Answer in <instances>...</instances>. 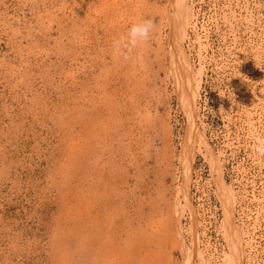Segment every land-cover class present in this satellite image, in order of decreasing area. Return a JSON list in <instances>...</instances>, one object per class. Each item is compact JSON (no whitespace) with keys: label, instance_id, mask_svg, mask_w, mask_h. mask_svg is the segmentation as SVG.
<instances>
[{"label":"rangeland","instance_id":"1","mask_svg":"<svg viewBox=\"0 0 264 264\" xmlns=\"http://www.w3.org/2000/svg\"><path fill=\"white\" fill-rule=\"evenodd\" d=\"M170 1L0 0V264L231 263L214 169L226 183L228 154L264 211V0H188L210 146L194 150L196 223L178 192L187 116L167 70ZM146 18L155 28L125 61L114 41ZM226 185L235 207L244 191ZM233 219L244 264L255 246Z\"/></svg>","mask_w":264,"mask_h":264},{"label":"bare ground","instance_id":"2","mask_svg":"<svg viewBox=\"0 0 264 264\" xmlns=\"http://www.w3.org/2000/svg\"><path fill=\"white\" fill-rule=\"evenodd\" d=\"M189 2L188 0H171L169 7L165 9V25L167 26L168 31H169L168 45L166 48L167 54L165 53V55H167V59H168L167 60L168 61L167 70L169 71L168 74H170L173 78L174 91L178 97V101L180 103L181 108L185 112L184 114H186L187 116V122H186L185 130H184V135L181 141V151L179 153V156L177 157L178 162H179V168L183 175V178H182L183 186L178 192L182 194L181 197L183 198V201L185 202L184 205H187L188 208L191 210L190 216L193 219L192 220L193 222L194 220H196L195 218L196 212L192 208L191 197H190L188 189H189V181L191 180V171H192L191 169H192V162L194 160L193 158H194V152H195L194 150L196 148V143L197 144L200 143L201 145L203 144V146H205L207 149H209L210 146H208L209 144L207 143V140L204 136V132L199 129L196 123V117H197L196 116V104H197L196 100L199 96V89H200V84H201L200 70L196 71L194 65L192 64V61L190 60L188 52L186 51V48L184 46V41L187 37L188 28L191 24V18H192L191 17L192 8L189 5ZM198 146L199 145H197V147ZM211 157H212V160H215L214 155ZM216 160L215 162L218 161ZM215 166L217 167L216 163H215ZM220 169L219 167H217L214 170H216V172L218 171L217 173H219L218 175L219 177L217 178V180L219 179L218 182L220 184L219 183L218 184L219 186L222 187L221 191L219 188L218 190L220 191L219 194L222 193L221 197H223V201H224V206L222 207L225 208V213H224L225 214L224 216L225 225L223 228L224 229L223 232L225 233V236H224L225 239H227L229 243V244L227 243L228 246L230 247V248L228 247V249H230L229 252L231 251L229 253L231 254L229 257L230 260L229 259L227 260L231 262L230 264H241L242 263L241 256L243 253L242 243H243V233L244 232L241 231V229L238 227V224H236L233 219V210H234V201H235L234 194L231 188L230 187L228 188V186L222 179L223 177L221 175ZM178 201L180 202L179 199ZM180 205H181V202H180ZM181 206H183V202ZM183 207H181V209ZM194 223L196 222L194 221ZM192 225L194 226V224ZM191 230H193V236L195 235V238H196V230L194 228ZM195 238H193L194 243H195L193 244L195 245L193 249L196 250L197 241ZM189 253L187 256L190 257L191 255ZM188 259L189 258L187 257L186 261Z\"/></svg>","mask_w":264,"mask_h":264},{"label":"built area","instance_id":"3","mask_svg":"<svg viewBox=\"0 0 264 264\" xmlns=\"http://www.w3.org/2000/svg\"><path fill=\"white\" fill-rule=\"evenodd\" d=\"M236 164L237 163L230 162L227 154L224 159L223 176L226 183L231 184L234 190L239 192L242 189L244 191V193H237L238 199L234 207V212L236 217L245 222L244 224L249 231L248 237L253 241V246H255V250L247 253L244 264H248V260L250 259L254 260L253 263L255 264H263L264 244L262 242H264V211L259 209V203H256L254 200V191L249 189L247 182L244 181L241 165ZM198 200L199 198L197 197L196 205L199 204ZM200 218L201 216L199 217L201 222ZM219 244L221 247L220 249L225 248V241L223 239Z\"/></svg>","mask_w":264,"mask_h":264},{"label":"clouds","instance_id":"4","mask_svg":"<svg viewBox=\"0 0 264 264\" xmlns=\"http://www.w3.org/2000/svg\"><path fill=\"white\" fill-rule=\"evenodd\" d=\"M155 28V22L153 19L146 18L139 23L133 24L126 37L122 36L114 41V47L116 49H124L121 54L125 61L131 59V53L138 45L147 42L150 34ZM257 148L256 151L264 155V138L257 136L256 138ZM186 264H189L186 261Z\"/></svg>","mask_w":264,"mask_h":264}]
</instances>
